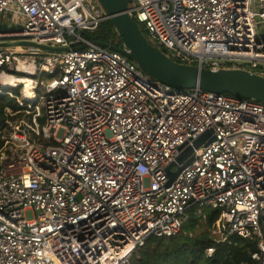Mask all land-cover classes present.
I'll return each mask as SVG.
<instances>
[{
    "label": "built area",
    "instance_id": "built-area-1",
    "mask_svg": "<svg viewBox=\"0 0 264 264\" xmlns=\"http://www.w3.org/2000/svg\"><path fill=\"white\" fill-rule=\"evenodd\" d=\"M127 13L179 64L264 77V0H131ZM2 15L23 31L0 33V95L21 107L0 129V264H131L193 207L220 212L218 242L257 240L264 264L263 103L179 91L88 40L110 20L97 0H0ZM20 41L70 50L7 45ZM208 131L168 186V167Z\"/></svg>",
    "mask_w": 264,
    "mask_h": 264
},
{
    "label": "water",
    "instance_id": "water-1",
    "mask_svg": "<svg viewBox=\"0 0 264 264\" xmlns=\"http://www.w3.org/2000/svg\"><path fill=\"white\" fill-rule=\"evenodd\" d=\"M99 7L110 18L117 30L123 47L97 45L121 52L149 77L169 85L179 91L201 88L216 93L229 94L241 100H255L264 104V77L242 69H221L213 71L199 66L179 64L168 58L160 49L150 44L137 21L130 16L128 6L131 0H97ZM23 31L22 26L9 27L0 24V33L17 34ZM38 48L49 53L69 52L68 48H54L37 45L28 41L7 44ZM84 49V47H81ZM215 140L213 131H208L185 148L167 169L170 186L180 174L195 161V151Z\"/></svg>",
    "mask_w": 264,
    "mask_h": 264
},
{
    "label": "trees",
    "instance_id": "trees-1",
    "mask_svg": "<svg viewBox=\"0 0 264 264\" xmlns=\"http://www.w3.org/2000/svg\"><path fill=\"white\" fill-rule=\"evenodd\" d=\"M141 30L145 35L144 29ZM84 36L94 43L123 47L111 20L101 23L92 32H84ZM20 110L16 99L0 95V129L7 127L8 120L19 118L17 113ZM3 146L4 141H0V151ZM219 216V211L191 208L177 236L150 238L145 246L134 252L131 264H261L253 259V255L259 252L257 240L239 235H232L222 242L213 238L212 226ZM209 249L215 250L212 257L207 255Z\"/></svg>",
    "mask_w": 264,
    "mask_h": 264
},
{
    "label": "bare ground",
    "instance_id": "bare-ground-1",
    "mask_svg": "<svg viewBox=\"0 0 264 264\" xmlns=\"http://www.w3.org/2000/svg\"><path fill=\"white\" fill-rule=\"evenodd\" d=\"M3 83H4V85L13 87V86L16 85L17 79L16 78H11V77H6V78H4ZM21 84H24L26 86V94L31 96V94H30L31 85H32L31 80L27 79V78H23V80H21Z\"/></svg>",
    "mask_w": 264,
    "mask_h": 264
},
{
    "label": "rangeland",
    "instance_id": "rangeland-1",
    "mask_svg": "<svg viewBox=\"0 0 264 264\" xmlns=\"http://www.w3.org/2000/svg\"><path fill=\"white\" fill-rule=\"evenodd\" d=\"M14 20H16V19H14ZM14 20H12V21H14ZM9 21H11V17L10 16H3V15L0 16V24H5V23L7 24V22H9ZM257 31L259 33V37L261 39H264V23L263 22L258 23V25H257ZM12 42H14V41H12ZM46 53H49V52H46ZM19 98L22 99V96L19 95ZM5 135L6 136L10 135L9 134V130L6 132ZM218 233L220 234V232H218Z\"/></svg>",
    "mask_w": 264,
    "mask_h": 264
}]
</instances>
